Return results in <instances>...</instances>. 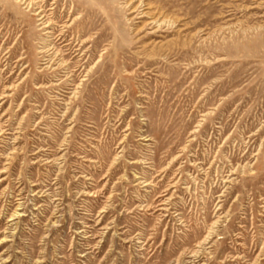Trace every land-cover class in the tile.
I'll return each instance as SVG.
<instances>
[{
	"label": "rangeland",
	"instance_id": "obj_1",
	"mask_svg": "<svg viewBox=\"0 0 264 264\" xmlns=\"http://www.w3.org/2000/svg\"><path fill=\"white\" fill-rule=\"evenodd\" d=\"M0 264H264V0H0Z\"/></svg>",
	"mask_w": 264,
	"mask_h": 264
},
{
	"label": "bare ground",
	"instance_id": "obj_2",
	"mask_svg": "<svg viewBox=\"0 0 264 264\" xmlns=\"http://www.w3.org/2000/svg\"><path fill=\"white\" fill-rule=\"evenodd\" d=\"M40 15V14H39Z\"/></svg>",
	"mask_w": 264,
	"mask_h": 264
}]
</instances>
